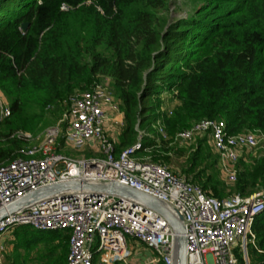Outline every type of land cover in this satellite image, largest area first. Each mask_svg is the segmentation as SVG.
Listing matches in <instances>:
<instances>
[{
  "label": "trees",
  "instance_id": "1",
  "mask_svg": "<svg viewBox=\"0 0 264 264\" xmlns=\"http://www.w3.org/2000/svg\"><path fill=\"white\" fill-rule=\"evenodd\" d=\"M171 1L0 0V94L11 111L0 123V164L39 140L74 93L105 79L125 116L118 153L136 144L138 128L162 163L182 155L177 135L201 120H223L230 134L264 132V0H186V17L170 23ZM174 89L180 105L169 115L161 95ZM208 140L198 141L179 174L223 199ZM238 171L240 195L264 190V151L241 158ZM253 232L250 263L264 264V212ZM15 237L10 264H68L66 232L25 226Z\"/></svg>",
  "mask_w": 264,
  "mask_h": 264
},
{
  "label": "built area",
  "instance_id": "2",
  "mask_svg": "<svg viewBox=\"0 0 264 264\" xmlns=\"http://www.w3.org/2000/svg\"><path fill=\"white\" fill-rule=\"evenodd\" d=\"M1 100L0 122L11 115ZM124 119L113 90L97 84L70 97L63 120L48 127L41 141L0 164V214L6 212L0 215V251L5 250L9 233L27 226L41 232H66L68 264H136L138 253L129 240L157 255L147 258L146 264H173L175 234L169 223L129 199L73 191L8 211L32 193L58 184L118 182L161 200L184 218L187 264H251L248 248L256 243L253 226L264 212V190L224 200L209 196L186 176L149 161L143 155L149 149L143 145L141 132L136 144L118 153L117 139L106 131V125L112 120L124 127ZM158 131L165 136L163 127ZM201 136L211 138L232 184L238 180L242 152L254 150L261 142L253 133L230 134L223 120L206 119L180 132L175 143L188 146ZM21 137L33 139L28 133ZM65 147L84 152L95 148L98 154L92 150V157L73 158L63 153Z\"/></svg>",
  "mask_w": 264,
  "mask_h": 264
},
{
  "label": "rangeland",
  "instance_id": "3",
  "mask_svg": "<svg viewBox=\"0 0 264 264\" xmlns=\"http://www.w3.org/2000/svg\"><path fill=\"white\" fill-rule=\"evenodd\" d=\"M176 1H177V3L173 0V1H171V4H170V18H171L170 23H172V21H174V19L176 17H181V16H185L186 17V14H187V12H188V10L190 8V3H189V6L185 5L186 4V0H176ZM102 82H103V84L105 86H108L109 88H113L109 79H105ZM177 95H178V91H176V89H174V91H172V92H168V91L166 92L165 91L161 95V98L163 100V110H165V111L168 110L170 112L169 115H172L174 110L176 109V107H178L180 105V101L177 99ZM0 99H2L1 102L3 104L6 103L5 99L3 98V96L1 94H0ZM54 110H55L54 108H50L49 112H53ZM65 110H66V108L64 109V112L61 114L60 118L58 120H54V121L52 120V123L48 127H50V126L56 124L57 122L63 120L64 114H65ZM53 113H55V112H53ZM138 130L141 133H143V131H141L139 128H138ZM119 132H117L116 134H114V133H110V134H111V136L113 135L114 138H117L119 136V134H118ZM140 132H139V136H138L139 138L141 137V133ZM28 134H30V133H28ZM253 134L257 135L261 139V142H260V145L257 148H255L254 150L245 151V152H243L241 154V156L243 155V158H246L247 160L249 159V156L264 151V132H254ZM41 137H43V136H41ZM160 137L162 139H164V140L169 139L168 134H167L166 131H165V136L162 135ZM203 138H204V136L196 138L188 146H182V145L176 144L174 142V144H173L174 146L173 145L172 146L175 147V148L181 149L182 150L181 151L182 155H175L174 153H171L169 155V157H170V162L169 163H162V162L155 161V159L153 158L154 156H152L151 152L146 153L144 156L147 157L149 161L156 162V163H161V164H164V165L176 170L175 171L176 174H179L180 171L185 170V169L188 168L189 159H190L191 153L196 151L197 146H198V141L200 139H203ZM39 141H41V140L40 139L39 140H35V141L31 142V143L35 144L36 142L38 143ZM28 145L25 148L29 147ZM208 146H209L211 152L214 155L218 156V158H219V166H218L217 169L222 174V177H221L222 185H220L218 187V189L220 191H223V193H224L223 199H219L217 197H215V198L219 199V200H224V199H227V198H229V197H231L233 195L239 194V192L235 191V184L236 183L232 184V183L227 181V178L224 175L223 169L221 167L220 155L215 151L211 138H209V140H208ZM92 150L96 154H98L97 149H95V148H90V150H88L87 152H84V151L74 150L71 147H65V149L63 150V153L65 155L73 157V158H83L84 156L92 157L93 156V152H91ZM237 168H238V165H237ZM238 175H239V173H238ZM189 178H192V177H189ZM258 192H256V193H258ZM23 228L24 227H19V228L13 230L11 233H9L6 236V238H5V250L3 252L0 251V264H10L13 261V255H14L16 247H17L16 246L17 243H16L15 232L18 231V230H22ZM129 245H130V247H133V246L136 247L135 251H137V253H138L137 256L135 257L136 259H134L136 264H146L145 262H146L147 258H150V257L155 258L157 256L152 250L147 249L143 244L139 245L136 242L129 240ZM40 247H42V245L39 246L38 249L34 250V253H32V255L35 256L36 255L35 253L39 252L38 250H39ZM23 250L24 249H21L19 252L23 254ZM236 253H237V255H238V257L240 259H243V255L241 253V250H237ZM249 255H252V246L249 247Z\"/></svg>",
  "mask_w": 264,
  "mask_h": 264
},
{
  "label": "water",
  "instance_id": "4",
  "mask_svg": "<svg viewBox=\"0 0 264 264\" xmlns=\"http://www.w3.org/2000/svg\"><path fill=\"white\" fill-rule=\"evenodd\" d=\"M22 29L26 31L28 29V24H23ZM73 191H86L92 195L108 194L118 198L129 199L155 211L169 223L174 231L175 244L173 264H187V238L184 218L161 200L118 182H111L108 184H95L89 182L58 184L32 193L26 198L11 205L8 211L13 213L41 199L63 195ZM5 214L6 212H3L0 215Z\"/></svg>",
  "mask_w": 264,
  "mask_h": 264
},
{
  "label": "crops",
  "instance_id": "5",
  "mask_svg": "<svg viewBox=\"0 0 264 264\" xmlns=\"http://www.w3.org/2000/svg\"><path fill=\"white\" fill-rule=\"evenodd\" d=\"M120 120H121V117L119 118ZM121 129H122V127H119V126H116L114 123H113V121L111 120L110 122H108L107 123V125H106V131L110 134V133H114V134H116L117 132H121ZM119 132V133H120ZM118 133V134H119ZM118 138V137H117ZM116 138V139H117ZM243 153V152H242ZM241 158H243V155L241 156ZM135 242V241H134ZM136 245V244H135ZM140 245V244H139Z\"/></svg>",
  "mask_w": 264,
  "mask_h": 264
}]
</instances>
